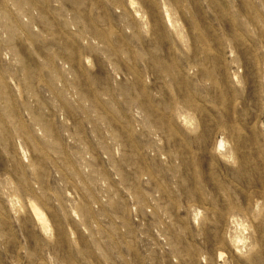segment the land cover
<instances>
[{
  "label": "rangeland",
  "instance_id": "1",
  "mask_svg": "<svg viewBox=\"0 0 264 264\" xmlns=\"http://www.w3.org/2000/svg\"><path fill=\"white\" fill-rule=\"evenodd\" d=\"M0 264H264V0H0Z\"/></svg>",
  "mask_w": 264,
  "mask_h": 264
}]
</instances>
